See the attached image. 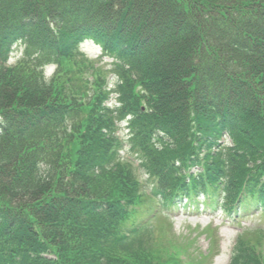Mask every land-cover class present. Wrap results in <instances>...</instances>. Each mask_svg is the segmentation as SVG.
<instances>
[{
	"label": "trees",
	"instance_id": "1",
	"mask_svg": "<svg viewBox=\"0 0 264 264\" xmlns=\"http://www.w3.org/2000/svg\"><path fill=\"white\" fill-rule=\"evenodd\" d=\"M186 198L264 213V0H0V264H183L133 218Z\"/></svg>",
	"mask_w": 264,
	"mask_h": 264
},
{
	"label": "rangeland",
	"instance_id": "2",
	"mask_svg": "<svg viewBox=\"0 0 264 264\" xmlns=\"http://www.w3.org/2000/svg\"><path fill=\"white\" fill-rule=\"evenodd\" d=\"M85 52L83 55L95 68L104 70L108 75L114 68V63L106 56H102L100 49L93 43L86 42L80 46ZM25 55V46L19 44L13 53L11 64H16ZM54 66L47 68V75L51 76ZM111 84H113L112 76ZM119 134L127 138L126 123L120 124ZM122 156L132 161L135 172L144 181L146 174L136 169V154L125 149ZM144 203V204H143ZM138 208V215L133 218L135 222L146 221L152 226L158 252L165 247L162 254H168V259H180L183 264H230L233 251L240 238L249 239L253 245L260 244L258 249L264 254V213L259 211L243 214L240 218L229 217L222 212L197 211L193 209H158L156 202L153 204L145 199ZM157 209L159 210L157 213ZM156 211L155 216L152 214ZM260 240V241H259ZM156 264L159 261L155 260ZM172 264V263H165Z\"/></svg>",
	"mask_w": 264,
	"mask_h": 264
}]
</instances>
